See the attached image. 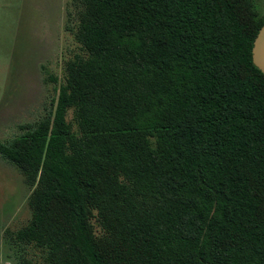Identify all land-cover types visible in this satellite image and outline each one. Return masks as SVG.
<instances>
[{"label": "trees", "instance_id": "1", "mask_svg": "<svg viewBox=\"0 0 264 264\" xmlns=\"http://www.w3.org/2000/svg\"><path fill=\"white\" fill-rule=\"evenodd\" d=\"M261 3L80 0L47 114L0 141L35 264H264Z\"/></svg>", "mask_w": 264, "mask_h": 264}, {"label": "rangeland", "instance_id": "2", "mask_svg": "<svg viewBox=\"0 0 264 264\" xmlns=\"http://www.w3.org/2000/svg\"><path fill=\"white\" fill-rule=\"evenodd\" d=\"M259 2L264 10V0ZM80 9V0H0V141L47 114L66 61L81 53L74 35ZM31 190L0 156V264L40 259L29 245L11 240L30 218Z\"/></svg>", "mask_w": 264, "mask_h": 264}, {"label": "water", "instance_id": "3", "mask_svg": "<svg viewBox=\"0 0 264 264\" xmlns=\"http://www.w3.org/2000/svg\"><path fill=\"white\" fill-rule=\"evenodd\" d=\"M250 58L264 76V21L257 30L250 48Z\"/></svg>", "mask_w": 264, "mask_h": 264}]
</instances>
